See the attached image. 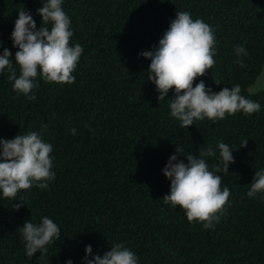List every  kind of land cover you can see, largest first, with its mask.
Wrapping results in <instances>:
<instances>
[{"label":"trees","instance_id":"obj_1","mask_svg":"<svg viewBox=\"0 0 264 264\" xmlns=\"http://www.w3.org/2000/svg\"><path fill=\"white\" fill-rule=\"evenodd\" d=\"M45 2L0 0V54L8 48L14 67L18 49L10 36L18 10L28 11L38 30L37 9ZM62 8L71 45L83 48L75 82L38 76L29 101L13 90L7 70L0 73V138L37 132L52 145L56 173L47 189L22 190L17 200L0 193V264H84L86 245L102 257L115 243L135 253L138 264H264V192L247 195L255 171H264V88L247 92L264 63V0H63ZM180 11L202 19L216 36L215 66L193 87L203 80L219 92L239 84L241 95L260 104L258 112L181 128L170 115L174 90L158 101L147 80L151 61L140 53L158 46ZM240 45L248 52L240 57L244 67L235 63ZM221 141L233 150L228 173H217L231 195L214 228L204 229L163 202L170 180L162 169L176 147L198 155ZM216 152L205 158L210 170L219 162ZM178 160L187 163L186 156ZM19 200L25 205L17 209ZM45 216L60 227V239L30 258L19 228Z\"/></svg>","mask_w":264,"mask_h":264},{"label":"clouds","instance_id":"obj_2","mask_svg":"<svg viewBox=\"0 0 264 264\" xmlns=\"http://www.w3.org/2000/svg\"><path fill=\"white\" fill-rule=\"evenodd\" d=\"M62 4L63 0H46L37 9L41 17L38 30L32 15L20 8L10 36L13 47L18 49L14 56L17 67H14L8 48L0 54V73L7 70V79L13 82V90L29 101L36 99L32 93L38 88L35 82L38 76L45 82L60 85L75 82L73 72L83 48L70 43L73 36L71 20ZM215 47L216 36L211 26L202 19L193 20L188 11H180L176 12V18L159 39L158 46L140 53L151 61L147 80L155 85L158 101L165 100L168 92L174 90L169 101L170 115L180 122L181 128L205 118L215 123L226 116L240 112L252 115L260 110L258 102L241 95L239 84L222 88L219 92L206 87L203 80L193 87L197 78L205 76L215 66ZM234 53L238 57L235 63L244 67L240 57L248 55L246 49L240 45L235 47ZM76 131V128L70 129L72 135ZM247 142L248 139H244L240 147H246ZM216 149L219 162L210 170L205 158H215ZM216 149L209 145L198 155H184L183 148L176 147L175 154L168 158L162 169L163 175L170 180V190L162 197L163 202L172 207L179 206L190 224L200 223L204 229L214 228L231 195L228 187H222V175L217 173H228L229 164L234 163L233 150L222 141L217 143ZM52 151V145L44 142L35 131L17 134L9 140L0 138V193L3 198L17 200L19 192L33 186L47 189V182L56 176L52 171ZM178 156H186L187 163L178 160ZM262 192L264 171L256 170L247 195L255 198ZM20 202L14 207L18 209L21 204L25 205ZM19 230L25 254L30 258L37 251L44 255L46 246L60 239V227L47 216L39 224L25 221ZM91 253V245H86L84 264H138L136 254L120 243L113 244L102 257ZM65 264H72V261L67 260Z\"/></svg>","mask_w":264,"mask_h":264},{"label":"rangeland","instance_id":"obj_3","mask_svg":"<svg viewBox=\"0 0 264 264\" xmlns=\"http://www.w3.org/2000/svg\"><path fill=\"white\" fill-rule=\"evenodd\" d=\"M261 88H264V63L254 82L247 87V92L253 93L260 90Z\"/></svg>","mask_w":264,"mask_h":264}]
</instances>
